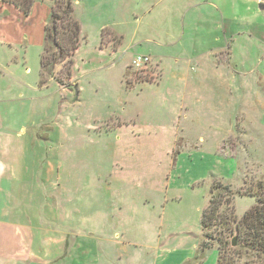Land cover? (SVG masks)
<instances>
[{"label": "rangeland", "instance_id": "1", "mask_svg": "<svg viewBox=\"0 0 264 264\" xmlns=\"http://www.w3.org/2000/svg\"><path fill=\"white\" fill-rule=\"evenodd\" d=\"M160 1L72 0L87 39L71 81L56 66L63 85L39 42L0 41V264H217L201 225L214 180L264 184V10Z\"/></svg>", "mask_w": 264, "mask_h": 264}, {"label": "trees", "instance_id": "2", "mask_svg": "<svg viewBox=\"0 0 264 264\" xmlns=\"http://www.w3.org/2000/svg\"><path fill=\"white\" fill-rule=\"evenodd\" d=\"M38 1L44 0H3L19 8L25 15L31 13ZM51 4L52 14L46 27L47 43L41 59L42 76L47 74L63 85L54 76L55 68L58 64L67 65L66 78L71 81L72 59L86 37L82 36L81 24L75 17L72 0H67L66 8L60 10L54 7L52 0ZM108 32V29L103 30L102 37ZM48 42L52 44L50 47ZM160 77L157 74L146 79V82L155 83ZM72 89L76 94L80 92L78 86H73ZM211 187L208 205L201 221L204 237L202 249L205 251L216 247L219 251L217 264H264V195L260 194H264V184L258 183L255 190L244 181L245 188L236 192L232 186L216 179ZM237 195L241 198H253V205L242 215L237 213ZM235 238L238 245L233 247L232 241Z\"/></svg>", "mask_w": 264, "mask_h": 264}, {"label": "crops", "instance_id": "3", "mask_svg": "<svg viewBox=\"0 0 264 264\" xmlns=\"http://www.w3.org/2000/svg\"><path fill=\"white\" fill-rule=\"evenodd\" d=\"M163 1L164 0H161L160 3H163ZM191 1L194 2V5H192L193 6L192 8L195 7L196 11H203L205 8L210 9V10H207L208 12L213 11V10L220 11V8H222L221 6L222 0H191ZM241 1H244V0H241ZM252 1L256 2L254 5H259L260 9L264 7V4H261V3H264V0H252ZM43 2L44 1H38L32 8L31 13L29 15H25L19 8H17L13 4L5 3L3 2V0H1L0 1V41L6 42L5 44L10 45V48H12V46H23V45L25 46L27 44L31 45L32 42H39L41 46H44L45 48L46 43H47L45 39V26L50 21L51 12L50 10H48L47 15L45 14V16H43V10L46 9L44 7ZM160 3L158 5H160ZM42 20L44 21L42 22ZM41 23L43 25V28H40L39 30H37L38 25ZM33 25H37V27L34 28ZM81 27H82V24H81ZM201 28L203 30V34L205 31H207V34L210 35V32H211V36L209 38H212V39L215 38V39H218V41L220 40L219 39L220 38V34H219L220 25L217 21L212 20L208 24H201ZM232 28L233 27H228L227 30H225L224 39L228 38L227 36L230 33V30ZM214 30H216L217 32H214ZM102 32H103V29H102ZM86 39H87V36H86ZM101 42H102L101 44L102 46L100 48L113 49L112 47L105 45L103 37L101 38ZM118 42H119L118 43L119 45L117 46V48H114L115 51L121 49L125 43L124 39ZM146 56H149V55H146ZM152 62H153L152 66L155 67L156 69V72H155L156 75L161 74L162 69L160 65L155 63L154 59H152ZM131 63L132 62H130V64ZM130 64L127 68V74H128V70H130Z\"/></svg>", "mask_w": 264, "mask_h": 264}, {"label": "built area", "instance_id": "4", "mask_svg": "<svg viewBox=\"0 0 264 264\" xmlns=\"http://www.w3.org/2000/svg\"><path fill=\"white\" fill-rule=\"evenodd\" d=\"M152 58L150 56H137L133 62L134 68L141 69L144 66L150 65Z\"/></svg>", "mask_w": 264, "mask_h": 264}, {"label": "water", "instance_id": "5", "mask_svg": "<svg viewBox=\"0 0 264 264\" xmlns=\"http://www.w3.org/2000/svg\"><path fill=\"white\" fill-rule=\"evenodd\" d=\"M261 10H264V7L261 8ZM238 245L236 238L232 241V246L236 247Z\"/></svg>", "mask_w": 264, "mask_h": 264}, {"label": "bare ground", "instance_id": "6", "mask_svg": "<svg viewBox=\"0 0 264 264\" xmlns=\"http://www.w3.org/2000/svg\"><path fill=\"white\" fill-rule=\"evenodd\" d=\"M137 56H146V55H137ZM137 56H136V57H137ZM136 57L134 58V60L136 59ZM134 60H133L132 63H131V66H132V67H134V65H133Z\"/></svg>", "mask_w": 264, "mask_h": 264}]
</instances>
